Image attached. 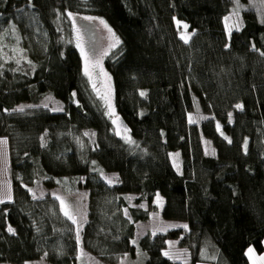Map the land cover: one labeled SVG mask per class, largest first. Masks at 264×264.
I'll list each match as a JSON object with an SVG mask.
<instances>
[{"label":"trees","instance_id":"obj_1","mask_svg":"<svg viewBox=\"0 0 264 264\" xmlns=\"http://www.w3.org/2000/svg\"><path fill=\"white\" fill-rule=\"evenodd\" d=\"M238 3L245 23L229 35L237 0H0V139L13 193L0 203V264H87L84 250L108 264H183L163 255L169 242L191 264L264 253V15ZM69 12L106 19L121 40L106 67L134 143L115 134L87 82ZM181 22L194 33L187 44ZM50 96L64 111L42 106ZM40 185L90 191L79 243L60 200L34 198ZM158 196L163 219L187 228L139 238Z\"/></svg>","mask_w":264,"mask_h":264},{"label":"rangeland","instance_id":"obj_2","mask_svg":"<svg viewBox=\"0 0 264 264\" xmlns=\"http://www.w3.org/2000/svg\"><path fill=\"white\" fill-rule=\"evenodd\" d=\"M251 4L257 5L259 10H261L262 15H264V0L262 1V4L260 1L256 0H249ZM246 5V4H245ZM245 5L239 4L238 8V14H239V20L237 21L236 15H234V12L237 10V6L234 7V10L232 13L228 14L226 17H229V19L226 21V30L227 33L229 28H232V25L234 23H239L240 28L239 30L244 26V18H243V11L245 9ZM72 13V12H71ZM73 16L69 17L67 14V17L69 18L70 24L72 29H74V35L77 45L79 44V50L81 52V49H83V61H84V68L85 63L87 61V67L89 72L91 73V79L88 75L86 76L87 82H89L90 86L92 87V90L94 93H96L97 96H100L101 101L105 104L106 107V113L108 114L109 118L112 120L119 116L118 110H117V102H116V92H115V85L114 81L111 75L110 70L106 67V59L107 56L112 53L116 48L120 45L121 40L116 34L115 30L110 27L109 23L104 20L101 17L97 16H90V15H81L79 13L73 12ZM84 17H93L92 20H86ZM101 20L104 21V24L107 25V28L104 26V24L101 23ZM187 25L183 22H181V35L184 36H190V40L192 39V32L189 31L188 27L185 28L184 26ZM111 29V31H109ZM236 29L232 28L231 34L234 33ZM189 40V41H190ZM118 41V42H117ZM115 45V46H113ZM107 53V54H105ZM105 73L107 75H105ZM110 77V79H109ZM95 85V88L93 87ZM107 101V102H106ZM44 103H47L51 109L55 108H64V105L62 102H60L58 99L54 97H47L44 99ZM110 104V107H109ZM191 119L193 121H196L198 117L195 114H190ZM115 129V128H114ZM126 137H129V134L127 131L124 132ZM0 140H6L5 138ZM9 144L8 140H6V143H0V198H3L4 201L8 200V196L13 197L12 193V183L10 180L9 175ZM178 154L179 152L173 153L174 156ZM175 164V163H174ZM179 164V158L176 156V165ZM180 165V164H179ZM104 177H107L109 179H112L113 181H116L118 176L115 173L112 174H103ZM32 193L35 197H43L47 194H51L54 197L59 196L61 199H63L66 202V206L68 210H73L75 212V218L79 225H82L80 233L82 232V229L84 225L87 223L88 214H89V206H90V191L86 189H81L76 192L67 194L65 193L60 187L59 188H48L46 189L44 186H37L35 189L32 190ZM134 197V196H133ZM159 199V202H157ZM156 203L158 205L157 212H153L151 215V218L147 222H139L137 223V231H138V237L141 238L142 236L147 235V233L152 230L156 231V234L161 231H157V229L160 228H166L169 230V228H176L180 226L186 225L185 223H173V222H167L162 217V210L164 206V199L163 197L158 196ZM78 227V226H77ZM170 248V257L171 259L177 262H182L184 259H186L188 262L190 261V251L187 248H179L177 242H173L169 246ZM253 251L249 253L247 252L248 258H250L251 264H264V260L259 259L261 256H264V253H258L254 248H250ZM172 254V255H171ZM82 257L85 258V263L87 264H108L98 256H94L87 252L86 250L82 251L81 254ZM139 264L137 261H132L131 259L124 258L120 263L118 264ZM27 264H48V262L45 259H42L41 261H30V263ZM189 264V263H187ZM208 264V263H203Z\"/></svg>","mask_w":264,"mask_h":264},{"label":"snow or ice","instance_id":"obj_3","mask_svg":"<svg viewBox=\"0 0 264 264\" xmlns=\"http://www.w3.org/2000/svg\"><path fill=\"white\" fill-rule=\"evenodd\" d=\"M238 8H239V3H238V0H237V10L234 12V15H236V17H237V21L239 20ZM68 16H69V17H72L73 14H72L71 12H69V13H68ZM84 19H86V20H92V19H94V18H93V17H84ZM228 19H229V17H225V20H226V21H227ZM101 23L104 24V21L101 20ZM104 26L107 28V25H106V24H104ZM184 27L187 28L188 26L185 25ZM232 28H235L236 30H239V28H240L239 23H234V24L232 25ZM232 28H229V29H228L229 35H231ZM12 31H13V32L15 31L14 26H13ZM109 31H111V29H109ZM193 34H194V33H193ZM181 39H183V40H184V43L187 44V43L189 42V40H190V36H187V37H186V36H184V35L182 34V35H181ZM117 42H118V41H117ZM77 46L79 47V44H78ZM113 46H115V45H113ZM81 53H82V55L84 54V53H83V49H81ZM105 54H107V53H105ZM261 55H264V53H261ZM17 63H19V61H17ZM29 63H31V61H29ZM84 73H85V75H88L89 78L91 79V73H90L89 70H88V67H87V61H86V63H85ZM105 75H107V74L105 73ZM109 79H110V77H109ZM93 87L95 88V85H93ZM73 95H75V93H73ZM140 95H141V96H144V95H146V93L141 92ZM106 102H107V101H106ZM42 106H43L44 108H48V104H47V103H44ZM28 107H32V106H28ZM109 107H110V104H109ZM236 107H237V108H242V105H239V104H238V105H236ZM6 111H7V110H6ZM13 111L24 112V106H21V107L18 108V109H14ZM53 111H64V109H63V108H55V109H53ZM229 116H231V114H229ZM189 122H191V123H195V121H193V120L191 119V116L189 117ZM113 123L115 124L116 121L113 120ZM219 128H220V125H219V123H218V124H217V129L219 130ZM117 134L119 135V133H117ZM221 134L223 135V133H221ZM85 135H87V133H86ZM125 139H126V141H127L128 143H134V141H131V139H130L129 137H125ZM225 139H227V137H225ZM41 141L46 143L45 137L42 136V137H41ZM230 142H231V141L229 140V143H230ZM0 143H6V140H0ZM245 150H247V144H245ZM176 155H178V154H176ZM92 163L94 164L95 162L93 161ZM101 175H102V174H101ZM104 179L107 181L108 184H112V183L114 182L112 179H109V178H107V177H104ZM34 198H37V199H38V197H34ZM8 199H9V200L11 199L10 195L8 196ZM56 199H57V200H60L61 210L63 211V215H64L68 220H71L73 224H77L78 222H77L76 218H75V217L73 216V214H71L70 211L67 209V207H66V205H65V201H64L63 199H61L59 196H57ZM4 202H5L4 199H3V198H0V203H4ZM157 202H159V199H158ZM124 212H125V215H127V209H125ZM81 227H82V225H78V227L76 228V240H77L78 243L80 242V239H81V237H80V230H81ZM183 227H184V228H187V225H184ZM7 230H8L10 233H13V234H14V232H15V230H14L11 226H9ZM166 230H167L166 228H160V229H157V231H166ZM152 235H156V231H153ZM133 243H135V241H133ZM169 243L171 244L172 242H169ZM248 251H249V253H251L253 250H252V249H249ZM163 255H164V256H168L169 258H171V257H170V253L167 252V251L163 252ZM259 259L264 260V256H261Z\"/></svg>","mask_w":264,"mask_h":264},{"label":"water","instance_id":"obj_4","mask_svg":"<svg viewBox=\"0 0 264 264\" xmlns=\"http://www.w3.org/2000/svg\"><path fill=\"white\" fill-rule=\"evenodd\" d=\"M113 120L116 121L115 124L113 123ZM112 124L114 125V128H115V134L120 139H122L125 136V134H124L125 131L130 130L129 124H127L125 118L121 114L118 117L112 119ZM117 133H119V135Z\"/></svg>","mask_w":264,"mask_h":264},{"label":"crops","instance_id":"obj_5","mask_svg":"<svg viewBox=\"0 0 264 264\" xmlns=\"http://www.w3.org/2000/svg\"><path fill=\"white\" fill-rule=\"evenodd\" d=\"M10 166V165H9ZM13 197H11V199H12ZM10 199V200H11ZM6 201H9V199L8 200H6ZM127 216L129 217V210H127ZM141 223H143V222H141ZM79 225V223H77V226ZM150 231H152V230H150ZM153 232V231H152ZM138 236V235H137ZM80 237H81V233H80ZM81 240V239H80ZM167 252H170V248L169 249H167L166 250ZM172 255V254H171ZM174 260H175V258H174ZM182 262H183V264H187V263H189V264H191L190 262H188L186 259H184V261L182 260ZM201 264V263H200Z\"/></svg>","mask_w":264,"mask_h":264}]
</instances>
